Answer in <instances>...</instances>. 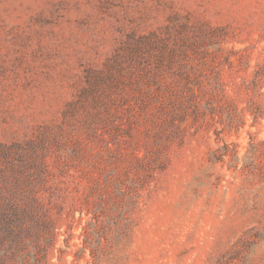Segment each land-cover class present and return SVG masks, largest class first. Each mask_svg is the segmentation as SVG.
Instances as JSON below:
<instances>
[{
    "label": "rangeland",
    "instance_id": "374dc122",
    "mask_svg": "<svg viewBox=\"0 0 264 264\" xmlns=\"http://www.w3.org/2000/svg\"><path fill=\"white\" fill-rule=\"evenodd\" d=\"M0 264H264V0H0Z\"/></svg>",
    "mask_w": 264,
    "mask_h": 264
}]
</instances>
